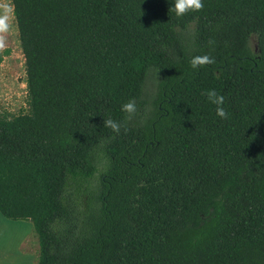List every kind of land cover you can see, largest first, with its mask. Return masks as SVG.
<instances>
[{"label":"trees","instance_id":"1","mask_svg":"<svg viewBox=\"0 0 264 264\" xmlns=\"http://www.w3.org/2000/svg\"><path fill=\"white\" fill-rule=\"evenodd\" d=\"M11 1L28 109L0 114V213L32 222L37 264H264V0L181 17L173 0Z\"/></svg>","mask_w":264,"mask_h":264},{"label":"rangeland","instance_id":"2","mask_svg":"<svg viewBox=\"0 0 264 264\" xmlns=\"http://www.w3.org/2000/svg\"><path fill=\"white\" fill-rule=\"evenodd\" d=\"M0 114L14 117L28 109L25 58L11 0H0ZM38 238L30 221L0 213V264H37Z\"/></svg>","mask_w":264,"mask_h":264},{"label":"clouds","instance_id":"3","mask_svg":"<svg viewBox=\"0 0 264 264\" xmlns=\"http://www.w3.org/2000/svg\"><path fill=\"white\" fill-rule=\"evenodd\" d=\"M203 8V0H173L170 10L175 13L177 17H181L189 12H198ZM2 25V22H0ZM213 63V59L208 55H196L190 60L192 70H197L198 67H203L206 64ZM208 103L215 105L216 115L220 118H227V113L223 107L224 96L216 92L215 89H208L205 91ZM121 111L126 114L125 119H130L136 112V104L134 101H129L121 105ZM103 124L105 127L111 129L113 133H119L122 123L119 120L111 117L104 119Z\"/></svg>","mask_w":264,"mask_h":264}]
</instances>
